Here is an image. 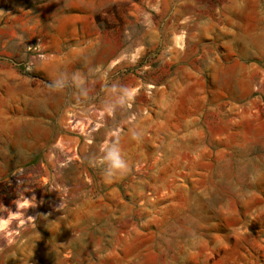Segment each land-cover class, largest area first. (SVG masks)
I'll list each match as a JSON object with an SVG mask.
<instances>
[{"label": "rangeland", "instance_id": "374dc122", "mask_svg": "<svg viewBox=\"0 0 264 264\" xmlns=\"http://www.w3.org/2000/svg\"><path fill=\"white\" fill-rule=\"evenodd\" d=\"M0 264H264V0H0Z\"/></svg>", "mask_w": 264, "mask_h": 264}, {"label": "crops", "instance_id": "0c3cea01", "mask_svg": "<svg viewBox=\"0 0 264 264\" xmlns=\"http://www.w3.org/2000/svg\"><path fill=\"white\" fill-rule=\"evenodd\" d=\"M36 93H38L37 90H34L32 87L29 88V90L26 92V103H27L26 106H25L26 109L28 107V101L33 99V97L36 95ZM47 93L48 92L46 91L43 94V92L40 91L39 98H40L41 101L43 100V96L45 97V99L48 97ZM60 99H62V95L61 94H60ZM53 109H54V112L57 113V111L59 110V106L55 105V106H53ZM30 131L31 130H29V132ZM41 131L44 132L45 134L51 133L49 127H41Z\"/></svg>", "mask_w": 264, "mask_h": 264}, {"label": "clouds", "instance_id": "9594fccd", "mask_svg": "<svg viewBox=\"0 0 264 264\" xmlns=\"http://www.w3.org/2000/svg\"><path fill=\"white\" fill-rule=\"evenodd\" d=\"M113 163H114V166H116V167L120 166V161L118 159H116L115 157H113Z\"/></svg>", "mask_w": 264, "mask_h": 264}]
</instances>
